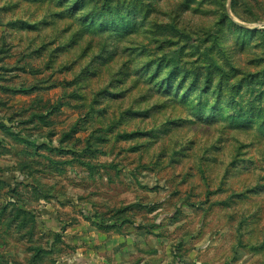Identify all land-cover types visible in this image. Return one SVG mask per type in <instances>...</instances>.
<instances>
[{"label": "rangeland", "instance_id": "374dc122", "mask_svg": "<svg viewBox=\"0 0 264 264\" xmlns=\"http://www.w3.org/2000/svg\"><path fill=\"white\" fill-rule=\"evenodd\" d=\"M95 226L264 264V0H0V264Z\"/></svg>", "mask_w": 264, "mask_h": 264}, {"label": "crops", "instance_id": "0c3cea01", "mask_svg": "<svg viewBox=\"0 0 264 264\" xmlns=\"http://www.w3.org/2000/svg\"><path fill=\"white\" fill-rule=\"evenodd\" d=\"M94 230L90 235L71 239L75 247L61 264H128L129 237L118 232L107 235L96 226Z\"/></svg>", "mask_w": 264, "mask_h": 264}]
</instances>
